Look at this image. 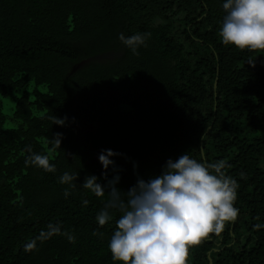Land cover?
<instances>
[{"label": "trees", "instance_id": "16d2710c", "mask_svg": "<svg viewBox=\"0 0 264 264\" xmlns=\"http://www.w3.org/2000/svg\"><path fill=\"white\" fill-rule=\"evenodd\" d=\"M223 2L0 0V264H114L121 213L99 226L109 189L96 196L85 177L118 173L127 191L185 152L224 162L238 210L186 264H264V50L222 43ZM119 33L150 35L134 52ZM29 149L55 171L26 164ZM103 149L121 154L107 179ZM65 171L78 173L67 198Z\"/></svg>", "mask_w": 264, "mask_h": 264}, {"label": "clouds", "instance_id": "9594fccd", "mask_svg": "<svg viewBox=\"0 0 264 264\" xmlns=\"http://www.w3.org/2000/svg\"><path fill=\"white\" fill-rule=\"evenodd\" d=\"M222 8L226 13L219 30L222 43L241 50H264V0H224ZM149 35L119 33L118 38L135 52L146 45ZM65 119L56 116L54 123L63 125ZM57 137L60 145L59 134ZM29 152L26 164L55 171V165L46 155L32 153L31 149ZM117 155L121 154L112 149H103L98 154L106 179L109 166L114 172L117 168L111 159ZM223 167L222 161H199L185 152L175 160L168 158L160 174L147 180L138 177L127 191L116 187L120 179L118 173L108 179L106 185L99 183L95 174L86 176L81 186L96 196H103L105 189H109L110 199L95 216L98 225L112 220L109 209L115 208L121 213L108 242L114 264L116 261L123 264H186L190 245L198 243L209 232H220L225 221L237 216L238 210L233 203L237 184L225 176ZM77 177L78 173L67 171L58 177L61 184L68 185L64 189L65 198L69 189L75 186L73 181ZM64 234L70 242L74 241L73 235ZM96 234L93 231V235ZM34 243H26L25 250H31Z\"/></svg>", "mask_w": 264, "mask_h": 264}, {"label": "rangeland", "instance_id": "374dc122", "mask_svg": "<svg viewBox=\"0 0 264 264\" xmlns=\"http://www.w3.org/2000/svg\"><path fill=\"white\" fill-rule=\"evenodd\" d=\"M4 100H5L4 101V112H5V114H9V113H11L13 101H12V99H9L8 97L5 98ZM7 119H9V118H7ZM6 123H8V121ZM9 124H11V123H9ZM73 127L75 129H78L80 127V128L89 130L91 128V125H84V126L81 125L80 126L78 123H73Z\"/></svg>", "mask_w": 264, "mask_h": 264}]
</instances>
